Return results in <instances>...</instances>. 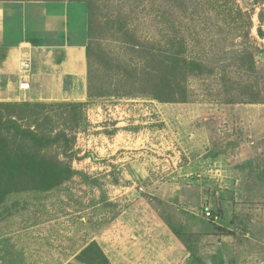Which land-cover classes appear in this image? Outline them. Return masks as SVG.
Returning a JSON list of instances; mask_svg holds the SVG:
<instances>
[{"label":"rangeland","instance_id":"rangeland-1","mask_svg":"<svg viewBox=\"0 0 264 264\" xmlns=\"http://www.w3.org/2000/svg\"><path fill=\"white\" fill-rule=\"evenodd\" d=\"M0 1L83 2L89 35L85 101L0 99L3 119L46 138L11 149L60 171L0 201V264H183V248L203 264L215 232L246 236L261 264L263 1Z\"/></svg>","mask_w":264,"mask_h":264},{"label":"crops","instance_id":"crops-1","mask_svg":"<svg viewBox=\"0 0 264 264\" xmlns=\"http://www.w3.org/2000/svg\"><path fill=\"white\" fill-rule=\"evenodd\" d=\"M88 42V9L83 2L0 1V57L4 55L0 99L85 101ZM22 83L28 84V90L20 88ZM261 126L264 142V123ZM208 238L216 243V250L203 264H252V245L246 236L215 232ZM183 249L189 254L183 264H200L201 258Z\"/></svg>","mask_w":264,"mask_h":264},{"label":"trees","instance_id":"trees-1","mask_svg":"<svg viewBox=\"0 0 264 264\" xmlns=\"http://www.w3.org/2000/svg\"><path fill=\"white\" fill-rule=\"evenodd\" d=\"M225 2H230L233 5L235 4L233 0H224ZM264 4V0H262ZM225 3L224 5H226ZM232 7L228 8L227 13L223 14L224 20L227 18L235 20L231 17ZM236 17L242 18L243 13L237 8L235 10ZM257 34L259 37L264 38V31L261 28H258ZM88 54V48H87ZM242 55V54H241ZM240 55V57H241ZM166 56V55H165ZM4 55H1L0 59L3 60ZM165 60L173 61L169 65L177 64L178 62L182 63L184 67L187 65H193L197 67L198 63L195 62L188 63L186 59H180L179 57H166ZM251 62V60H249ZM180 102L185 103L186 97L184 91L181 93ZM16 105V104H15ZM17 106V105H16ZM21 107H31V103L24 102L20 105ZM36 106L43 107L42 104H36ZM21 119V118H19ZM5 120V121H3ZM10 134V136H8ZM19 139L20 141H35L39 145L46 142V138L40 135H37L31 130L22 129L18 126L17 121L13 118L3 119V115L0 114V201L3 200L6 194L13 192L20 186L23 180L30 177L32 181L35 182V188L47 191L52 187L56 186L59 182L60 171H57L59 167L53 165V163H45L43 161H38L32 154H26V152L20 148L19 151L11 149L10 140ZM63 172V168H62ZM61 172V174H62ZM70 169H65L63 174H69ZM21 181V182H20ZM172 229V228H171ZM172 232L175 233L172 229ZM95 249V248H94Z\"/></svg>","mask_w":264,"mask_h":264},{"label":"built area","instance_id":"built-area-1","mask_svg":"<svg viewBox=\"0 0 264 264\" xmlns=\"http://www.w3.org/2000/svg\"><path fill=\"white\" fill-rule=\"evenodd\" d=\"M20 88L22 90H25L26 91V90H28L29 86H28L27 83H23V84H21ZM207 216H210V212H207ZM216 219H217V217L214 218V220H216Z\"/></svg>","mask_w":264,"mask_h":264}]
</instances>
